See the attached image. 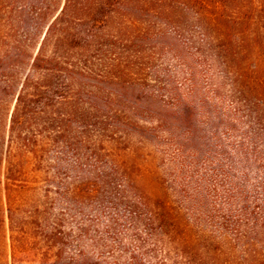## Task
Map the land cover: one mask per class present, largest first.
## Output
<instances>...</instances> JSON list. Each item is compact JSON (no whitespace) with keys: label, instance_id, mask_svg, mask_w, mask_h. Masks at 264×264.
<instances>
[{"label":"trees","instance_id":"1","mask_svg":"<svg viewBox=\"0 0 264 264\" xmlns=\"http://www.w3.org/2000/svg\"><path fill=\"white\" fill-rule=\"evenodd\" d=\"M0 231V264H264V0H0Z\"/></svg>","mask_w":264,"mask_h":264},{"label":"rangeland","instance_id":"2","mask_svg":"<svg viewBox=\"0 0 264 264\" xmlns=\"http://www.w3.org/2000/svg\"><path fill=\"white\" fill-rule=\"evenodd\" d=\"M6 231H0V251H2L4 245H5V233ZM8 233V232H7ZM63 240L65 242V244H62V247L64 248V250L67 253V231H64L63 233ZM0 254L2 255V252H0Z\"/></svg>","mask_w":264,"mask_h":264}]
</instances>
